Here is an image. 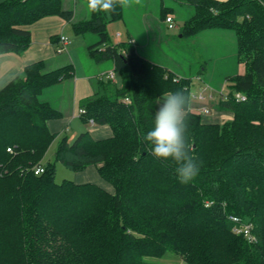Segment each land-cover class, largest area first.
Wrapping results in <instances>:
<instances>
[{
	"label": "trees",
	"instance_id": "obj_1",
	"mask_svg": "<svg viewBox=\"0 0 264 264\" xmlns=\"http://www.w3.org/2000/svg\"><path fill=\"white\" fill-rule=\"evenodd\" d=\"M186 2L195 11L183 36L233 30L245 72L233 76L229 98L218 103L232 119L187 114L186 135L203 165L181 184L174 162L153 156L142 138L163 93L183 90L191 108L193 79L132 43H109L107 24L122 18L119 6L74 20L64 0L0 1V54L24 53L32 43L25 26L59 15L77 35L101 36L90 54L111 60L118 76L117 83L101 79L81 101L82 120L110 125L113 135L96 139L87 130L73 141L66 135L45 164L57 136L48 121L62 112L42 95L74 77V65L47 71L43 60L30 63L0 90V264H165L151 259L168 253L185 264H264V0ZM236 91L246 99L237 100ZM58 161L75 171L96 165L113 191L95 182H58ZM37 165L45 171L36 174ZM231 216L251 224L256 240L237 233Z\"/></svg>",
	"mask_w": 264,
	"mask_h": 264
},
{
	"label": "rangeland",
	"instance_id": "obj_2",
	"mask_svg": "<svg viewBox=\"0 0 264 264\" xmlns=\"http://www.w3.org/2000/svg\"><path fill=\"white\" fill-rule=\"evenodd\" d=\"M85 2L86 0H65V5L72 8L73 5H83ZM77 9L79 12L82 11L78 16L80 20L87 19L92 14L86 7H77ZM194 11V7L186 0H130V6L122 8V18L117 21L110 20L107 24L109 43L126 42L129 46L132 43L131 38L135 36L138 40L135 47L142 55L152 61L169 65L176 72L193 78L192 93L203 91L204 87L209 85L215 88V97L221 99L222 94L231 93L234 85L232 78L238 75L236 73H240V63L245 65V62L238 59L237 37L233 30L208 31L203 34L199 33L197 36H183L181 30ZM168 15L174 17L176 28H169L166 22ZM66 35L74 41V44L70 42L67 50L58 55L68 57L71 53L76 58V63L74 64V81L67 80L64 91H72L76 84L82 91L79 94L87 93L95 88L97 90L99 84L98 64L100 63L102 68L113 66L111 60L99 62L95 56L90 54L89 47L100 41L101 36L95 32L77 35L72 29L67 30ZM75 47L76 52L74 51ZM80 61L84 62L85 67L81 65ZM91 65L93 66L91 67ZM222 85L224 87L219 90ZM77 108L78 105H76ZM201 115L203 118H214L213 110L210 114ZM57 145L58 140L53 143L44 159L45 162L55 160ZM77 175L81 176L82 174H77L75 170L69 169L60 161L57 162L56 180L58 182L63 179L75 180ZM103 184L106 187L108 185V189L113 191V187L108 182L104 180ZM151 260L165 264H185L179 256L172 253H168L161 259Z\"/></svg>",
	"mask_w": 264,
	"mask_h": 264
},
{
	"label": "crops",
	"instance_id": "obj_3",
	"mask_svg": "<svg viewBox=\"0 0 264 264\" xmlns=\"http://www.w3.org/2000/svg\"><path fill=\"white\" fill-rule=\"evenodd\" d=\"M64 7L65 8L67 7L69 9V6L65 5V0H64ZM74 10H75L74 20H77L78 16H80L79 14H81L82 11L79 12L77 8ZM25 28L29 29L32 33V43L30 47L22 54H17L15 52H6L0 54V90L3 89L11 80L21 75L24 72L25 67L30 63L43 60L45 63V70L47 71L56 69L66 64L72 63L74 65L76 63V58L71 53L68 55V57H61L58 54L62 52L57 51V47L59 45V36L61 34L66 35V31L69 29L73 30V26L71 22H69L68 20L64 19L59 15H51V16H46L35 23L25 26ZM224 30L225 29L206 30L201 32V34L208 31L225 32ZM131 39L135 40L134 45H136L137 44L136 41H138L137 38L134 36V38ZM71 42L72 44H74V41L71 40ZM74 51L76 52V47L74 48ZM80 62L81 65L85 67L84 62L83 61ZM163 65L168 66L170 69L175 71V69L171 68L169 65L166 64ZM92 66L93 65H91V67ZM240 66H241L240 73H236V74H242L245 72V65H243V63L242 64L240 63ZM96 69L97 66L95 67V70ZM111 69H114V65L108 68H102L101 64L99 63L98 72H97L98 81L101 80L100 77L102 73L108 72ZM85 72L88 75L86 69ZM176 73L179 76L189 77V75H185L178 72ZM73 78L74 77L67 78L56 85L46 88L42 95V98L44 97L43 98L44 100L50 101L56 108H58L62 112L61 117L51 119L48 121V126L50 130L53 133L57 134L53 143L58 140V144H59V141L66 135L68 136L70 141H73L81 132L87 130L90 131L92 136L96 139L111 137L113 135V130L110 125L107 124L99 125L91 122L87 124L82 120L80 116V109L82 108L81 101L87 97L94 95L97 92L98 88L97 90L95 88L94 90L91 89L87 93L85 92L79 94V92L82 91L78 88V84H76V87H73L72 91H64L66 90L65 84L67 80L68 81L72 80L73 82L74 81ZM117 80H118V76H117ZM224 85H222V87L219 90H221L224 87ZM211 88L213 89V91L215 90L214 87ZM68 90H70V88H68ZM215 99L216 100L211 101L210 103L204 102V105H208L211 108L210 111L211 113L213 110V115H214L213 119L204 118V120L212 121V122H222L232 119L233 113L230 111L220 110L218 108V102L220 101V99L218 97H216ZM52 101H56V102L54 103ZM214 104L217 105L213 106ZM76 105H78L77 109H76ZM199 105H201V103L193 99L191 105L192 111L195 112V107ZM56 151H55V158H56ZM43 162L46 163L45 160H43ZM76 173L82 174L81 176L77 175L75 179L76 182L79 183L95 182L106 187V185L103 184L104 179L100 176L98 172V167L96 165H89L83 170L76 171Z\"/></svg>",
	"mask_w": 264,
	"mask_h": 264
},
{
	"label": "clouds",
	"instance_id": "obj_4",
	"mask_svg": "<svg viewBox=\"0 0 264 264\" xmlns=\"http://www.w3.org/2000/svg\"><path fill=\"white\" fill-rule=\"evenodd\" d=\"M117 6H130V0H86L83 5H73L72 8L86 7L89 13L113 12ZM66 10H69L66 7ZM159 108L154 116V126L144 136L143 141L150 145V151L158 159L171 160L176 165L175 171L181 184L190 183L200 172L203 161L192 152L189 143L190 112L189 98L183 90L165 92L162 94Z\"/></svg>",
	"mask_w": 264,
	"mask_h": 264
},
{
	"label": "built area",
	"instance_id": "obj_5",
	"mask_svg": "<svg viewBox=\"0 0 264 264\" xmlns=\"http://www.w3.org/2000/svg\"><path fill=\"white\" fill-rule=\"evenodd\" d=\"M166 22L168 23V26L171 29H174L177 27L175 20H174V17L172 15H168L166 17ZM70 42H71V40L68 36L61 34L59 36V45L57 47V51L63 52L65 50H67V47L70 44ZM131 42H132V44H134L135 40L132 39ZM100 78L106 79V80H112V81L116 82L117 81V73L114 69H111L108 72L102 73ZM229 94H222L220 100L228 99ZM234 96L237 100H245L246 99V95L241 93V92H235ZM191 97H192V99H195L201 103V105L195 107V112H197L199 114H207V113L209 114L211 109L208 105H204V102H211V101L216 100L215 99L216 97L214 95V91L209 85H206L204 87L203 91L191 93ZM125 101L130 102V99L128 97H126ZM84 112H85V109L81 108L80 109V115ZM91 123H94V121L91 120ZM8 150L13 151L11 147H9ZM34 171L36 174H41L45 171V166L44 165H37L34 167ZM231 217L235 221L234 230L237 233L243 234L245 237H247L252 242L256 240V237L252 231L253 227L251 224L242 223L240 218H238L236 216H231Z\"/></svg>",
	"mask_w": 264,
	"mask_h": 264
}]
</instances>
